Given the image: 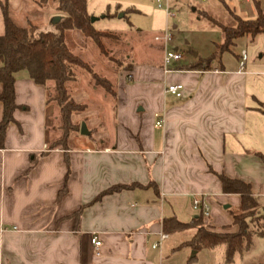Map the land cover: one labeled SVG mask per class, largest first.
I'll use <instances>...</instances> for the list:
<instances>
[{
	"label": "crops",
	"instance_id": "1",
	"mask_svg": "<svg viewBox=\"0 0 264 264\" xmlns=\"http://www.w3.org/2000/svg\"><path fill=\"white\" fill-rule=\"evenodd\" d=\"M5 3L0 0V36ZM109 3L87 0L93 26L128 39L133 54L131 71L105 67L115 76L116 94V132L109 144H93L88 134L71 137L67 150L49 149L58 138L47 129L49 115H59L54 102L47 104L52 85L16 76L15 122L0 149V264H159L162 254L152 245L164 218L189 222L197 198L209 209L205 225L219 231L226 216L221 203L239 206L237 195L222 194L207 166L248 183L264 207V164L255 155L264 156V35L244 37L254 44L242 70L239 62L230 70L214 62L209 70L205 64L190 68L205 59L194 53L164 74L162 43L154 38L178 28L175 15L141 6L113 10ZM49 5L55 12L56 2ZM140 9L149 25L134 29L128 14ZM171 46L179 51L173 41ZM168 84L182 85V97L165 94ZM159 119L163 124L156 127ZM116 185L134 188L92 203ZM81 208L76 222L73 214ZM93 236L101 242L99 255Z\"/></svg>",
	"mask_w": 264,
	"mask_h": 264
},
{
	"label": "trees",
	"instance_id": "2",
	"mask_svg": "<svg viewBox=\"0 0 264 264\" xmlns=\"http://www.w3.org/2000/svg\"><path fill=\"white\" fill-rule=\"evenodd\" d=\"M55 14L59 19L55 22V32H44L28 23L26 27L18 26L10 17L7 3L2 8L4 33L0 36V104L2 115L0 120V149L4 146L5 133L9 124L14 123L15 81L19 73L25 72L35 84L45 86L52 83V95L47 98V104L54 102L59 111L61 128L64 131L61 137L49 143V149L62 147L68 149L69 132L74 131L71 117L84 111L85 105L76 103L68 92V84L76 80L75 69L87 72L93 85L102 88L106 93L116 97L111 83L106 78L99 77L87 63L79 56L74 55L65 41V34L69 31H79L84 38L90 40L100 55L111 62L115 60L106 50L103 39H114L116 35L108 31L97 30L93 26L91 16L87 12V0H54ZM40 8H45L49 0H37ZM202 15L217 26L223 34V43L218 46L220 53L234 45L236 40L244 37L254 39L264 35V13L258 9L257 16L251 20H243L232 15L236 22L233 27L223 26L213 18L202 12ZM115 15L111 16L114 17ZM104 18H110L104 15ZM214 59H200L190 68L201 67L205 64L207 70ZM131 66L127 69L131 71ZM264 112V111H263ZM264 164V156L255 153ZM208 173L213 175L221 184L224 195H237L240 199L236 210L230 212L232 223L215 231L205 225L202 208L187 223L178 221L175 217L164 218L161 222L162 233L173 236L189 235V240L183 242L177 250L190 248L194 255L204 249H214L224 246V264H230L235 255H241L249 250L255 237L264 238V207H261L253 195L251 186L241 180L231 179L222 173L215 172L207 166ZM134 185H116L101 192L92 203L98 202L107 195L133 189ZM62 192L59 194L61 195ZM60 197V196H59ZM84 208V207H83ZM81 208L73 218L77 222L83 210ZM234 228L235 230H231ZM174 251V250H173Z\"/></svg>",
	"mask_w": 264,
	"mask_h": 264
},
{
	"label": "rangeland",
	"instance_id": "3",
	"mask_svg": "<svg viewBox=\"0 0 264 264\" xmlns=\"http://www.w3.org/2000/svg\"><path fill=\"white\" fill-rule=\"evenodd\" d=\"M36 1L7 0L11 19L21 27H26L30 23L40 31L55 32V19L59 16L52 12L49 5L51 0L45 8H40ZM110 2L113 10L116 7L125 9L141 6L151 10L166 11V8L170 7V12L175 15L173 25H177L178 28L175 30L170 28L169 30L172 35L173 46L179 47L178 52L183 55V60L192 58L193 54L196 53L205 59H214L215 65L222 64L229 70L238 67L240 51L245 49L248 52L254 41L251 42L250 38H244L235 42L228 50L220 53L218 46L223 43V34L217 26L202 15V12L227 27L236 25L232 15L243 20H251L257 16L258 9L264 13V0H165L161 8L158 7L156 0H110ZM140 11L139 13L128 14L134 29L145 28L149 25L145 11L142 9ZM65 41L74 55L79 56L83 62L91 66L99 77L106 78L111 83L113 91L115 76L110 77L105 67H112L111 64H108L112 63L115 70L128 72L127 69L132 64L133 54L128 48V39L121 40L117 35L114 39H103L106 50L115 62H111L100 55L93 43L84 38L79 31L67 32ZM133 46H139L134 38ZM137 49L140 50V47ZM128 54L129 56H127ZM136 58H142V54ZM74 73L76 80L68 84L69 96L76 103L84 104L85 109L79 114L72 115L71 123L74 131L69 132L68 136L71 140V137L80 135V127L84 123L88 133L94 135L93 138L96 142L93 144H109L111 137L116 132V97L106 93L100 87H95L90 75L84 70L75 69ZM20 75H26V73L22 72ZM51 85L53 84L51 83ZM50 88L52 91V86ZM48 95L51 96L52 93L49 92ZM60 125L58 114L49 115L47 129L55 131V136H58L51 142L57 141L63 134L64 131ZM225 205L221 203V213L226 214V216H221L222 227L231 225L227 223V220L231 218L230 212L237 208V206L231 205L228 209H224ZM188 240L189 235L187 234L168 237L155 251L156 253L160 251L162 254L159 264H224V246L201 250L192 259L194 254L190 248L177 250L183 242ZM230 264H264V238H253L249 250L241 255H235Z\"/></svg>",
	"mask_w": 264,
	"mask_h": 264
},
{
	"label": "built area",
	"instance_id": "4",
	"mask_svg": "<svg viewBox=\"0 0 264 264\" xmlns=\"http://www.w3.org/2000/svg\"><path fill=\"white\" fill-rule=\"evenodd\" d=\"M165 0H156L157 5L159 8L162 7V3ZM247 1V0H246ZM166 15L168 17H172L173 14L169 11L168 8H166ZM155 41H159L162 43L163 47V57H162V70L164 74H169L174 72L173 69H171V65L174 63H177L183 59V55L178 52L177 50L173 49L171 44H172V35L170 31H164L162 34H159L155 36ZM247 60V53L245 50H242L240 53V61H239V69L242 70L245 66ZM182 92H183V87L180 84H168L165 86L164 93L171 95L175 98H181L182 97ZM163 124V120L159 119L156 121L155 126L156 127H161ZM192 207L195 211H198L200 208H202L203 214L205 217L208 216L209 209L208 207L201 203V201L197 198L193 199L192 201ZM159 240L157 243L152 245V249H157L159 246L168 238V235L164 233H160L159 235ZM91 244L94 248V251L96 255H99V249L101 247V242L100 240L93 236L91 237Z\"/></svg>",
	"mask_w": 264,
	"mask_h": 264
},
{
	"label": "water",
	"instance_id": "5",
	"mask_svg": "<svg viewBox=\"0 0 264 264\" xmlns=\"http://www.w3.org/2000/svg\"><path fill=\"white\" fill-rule=\"evenodd\" d=\"M58 19H59V18H56V19H55V22H56ZM91 21L93 22L94 19L91 18ZM88 134H89V133H88V131H87V129H86L85 124L82 123V124H81V127H80V135H82V136H86V135H88ZM228 208H229L228 205H225V206H224V209H228ZM193 254H194V252H193Z\"/></svg>",
	"mask_w": 264,
	"mask_h": 264
}]
</instances>
